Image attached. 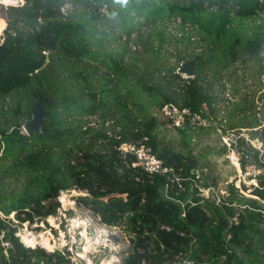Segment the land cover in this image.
Wrapping results in <instances>:
<instances>
[{"label": "trees", "instance_id": "obj_1", "mask_svg": "<svg viewBox=\"0 0 264 264\" xmlns=\"http://www.w3.org/2000/svg\"><path fill=\"white\" fill-rule=\"evenodd\" d=\"M2 9L0 187L14 183L15 188L0 189V264H71L67 251L38 248L28 255L31 249L16 233L18 225L56 216L58 198L75 187L86 193L77 198L81 207L106 225L125 226L132 248L123 264H168L182 252L196 264L223 256V264H264L259 250L264 233L257 227L261 214L244 209L234 223L236 209L201 199L191 181L199 161L190 156L196 130L216 134L219 129L226 136L262 125L247 114L263 83L251 89L249 101L248 92L238 100V91L222 80L238 74L243 53L257 61L258 77L264 75V0H24ZM171 20L181 22L176 32ZM110 23L128 39L117 38L120 47L110 40ZM130 40L143 50L126 59L121 48ZM194 53L189 60L196 64L195 76L180 85L176 69ZM171 54L179 64L167 70L158 62L160 74L147 82L146 61ZM19 92L27 104L16 98L8 106L7 99ZM259 96L264 98V89ZM35 100L48 102L47 119L41 135L28 136L22 126L31 120ZM169 104L193 113L206 104L212 125L186 124L177 130L180 148L171 146L163 123L150 111ZM238 113L244 117L237 122ZM95 116L99 122L92 125ZM234 142L241 148V138ZM124 144L145 145L183 180L133 167L135 156L119 150ZM246 155L243 171L249 159L263 171L251 176L257 185L250 194L258 199L244 197L231 183L230 200L258 209L264 201V155L252 147Z\"/></svg>", "mask_w": 264, "mask_h": 264}, {"label": "rangeland", "instance_id": "obj_2", "mask_svg": "<svg viewBox=\"0 0 264 264\" xmlns=\"http://www.w3.org/2000/svg\"><path fill=\"white\" fill-rule=\"evenodd\" d=\"M0 17L4 18V12L1 5ZM108 26L109 27L107 28V32L109 35H111L110 40L115 41L114 45L120 47L121 41H119L118 39L122 35L125 36L123 31L117 24L115 25L113 23H110ZM169 27L173 32H176L178 28V26H174L172 23H169ZM244 29L246 30L245 27ZM146 31V28H143L142 32ZM135 35L137 34L131 35V38L134 39ZM126 38V36L124 38L122 37V41L127 42L128 39ZM121 49L126 52V59H128L130 56H134V52L136 50L142 49V47L135 44L133 40H130L126 44V47H123ZM242 55L243 56L238 64V74H233L234 77L232 75L230 79L229 77L225 76L222 82L224 81L226 88H230L235 92L238 91L237 94L235 93L238 100H240L242 94L248 92L249 101H252L253 92L251 91V89H253V91L255 89L257 90L260 84L263 83L261 87L262 89L254 99L253 108L251 109L250 113L247 114L250 115L251 118H254V116L258 118L260 122H262V125L258 128L253 129L241 128L240 131H236L235 133L230 131L226 136H222V130L219 129L216 130V134L213 132L210 134H206L204 133V131L202 132L196 130L191 141L192 143L190 156H192L194 160L197 159L199 161V169L197 171L204 179L205 183L210 185L214 184L215 186H217V188L220 189L222 197L231 198V190L228 186L233 183L244 197L258 199L256 196H252L250 194L252 186L257 185V180L251 177V175H247V172H252L253 165L250 164L251 159L248 160V166L246 170L243 171L240 168H235L234 166H232L227 158L228 148L230 147V145H232V140H236L237 138H241L242 142L239 144V146L242 150H250V148L252 147L259 151L261 155H264V98H261L259 96L264 89V75L258 77V75L256 74L257 70H255L254 68L255 66H257V61H255L254 58L249 59L248 57L251 56L250 54L243 53ZM184 56V52L181 53V57ZM194 56L195 53L192 56H189L186 59V62L189 59H192ZM161 59L162 60L160 61L149 59L146 61L150 66L149 70L151 72V76H145V79L149 80L147 82H152V78H157V76L160 74V72L157 70L159 64L158 62H162L167 70H169L170 68H175L177 64H179V59L172 54L170 55V57H162ZM188 62L191 61L189 60ZM179 66L180 65H178V67ZM262 66L264 67V63H262ZM178 69L179 68L176 69V73L178 72ZM181 84L182 82L180 81V85ZM71 86L72 85H70V87ZM18 94V96L17 94H15L12 98L10 97L7 99L6 103L8 106H14L13 103L15 102L16 98L22 99L23 103L25 105L27 104L26 94H24L23 92H19ZM2 104L3 103L0 101V106ZM150 111L154 116L158 114V108L154 105L150 107ZM219 116L220 118L228 119V117L225 115L220 114ZM243 117V114L238 113L233 120L238 122L243 120ZM90 119L93 123H91L92 125H95L99 122L98 116L91 117ZM249 121L251 120H248L246 122L248 123ZM163 129L164 130L161 131L163 134H165V142L170 143L172 141L173 143H171V146L180 148L178 147V143L176 142V139L179 138L178 133L176 131H168L164 127ZM22 133L27 135V132L24 129V125L22 126ZM223 145L227 146L226 151L223 150ZM243 185L247 188L246 191H243ZM14 186L15 184L11 183V185H9L8 187H4L5 190L3 187H0V189H3L5 192H10L13 188H15ZM73 190L74 188L66 192L68 198L67 201L70 202L72 200L73 203L69 204L67 201L66 203L64 200H62L66 193L62 194L58 198V201L61 203V210L58 209L56 216H49L46 219V223L39 222L30 224L26 222L21 226L18 225L16 236L20 238L21 242L24 243L26 247H29L31 249V252L28 255L31 256L38 248L44 249V247L40 243L36 245V248L31 247L25 240L24 236L28 235L29 233L35 235L40 233H47L53 236L51 237V242L55 246L53 251L44 249L47 252H66V250H70L72 248L73 253L70 257H74L76 254H79L81 257L85 258L81 260L79 264H104L105 261L110 260L113 257H115L113 264H123L124 258L132 248V243L130 242L129 237L126 235L125 230L121 228L119 229L117 226H109L106 224V226L104 227V223L100 220V218L95 217L96 215H94L92 212L79 206L77 198L79 196H85L86 193L78 191L76 192V195L73 196ZM0 217L4 218V216L1 214ZM9 218L13 222H15L13 215H10ZM104 240L107 242V247L105 248L103 247ZM6 244L10 245L8 241L4 242V245ZM71 264H73L72 260Z\"/></svg>", "mask_w": 264, "mask_h": 264}, {"label": "built area", "instance_id": "obj_3", "mask_svg": "<svg viewBox=\"0 0 264 264\" xmlns=\"http://www.w3.org/2000/svg\"><path fill=\"white\" fill-rule=\"evenodd\" d=\"M23 4H24V0H11L7 3H4L3 0H0V5L1 7L4 8H7L8 6H17ZM212 9H216V8L213 7ZM260 14L264 15L262 13ZM171 23L174 26H178L181 22L180 20H171L170 24ZM187 29L188 28L186 27V30ZM2 35L0 36V42ZM182 65L183 64H181V66ZM188 79H189L188 76L185 75L182 76L183 81L181 85L187 83ZM157 113L158 114H156V117L163 123V127L168 131L177 132L179 128L184 127L186 124L194 125L199 128L200 127L206 128L212 125L210 122V118L206 117L209 114V109L206 104L202 105V109L199 113H193L187 108H180L173 104L164 105ZM235 142L234 145H230V147L228 148L227 158L232 166L241 169V161L244 157L247 158L246 155L247 150H242L241 148H237ZM119 150L122 153L127 152L133 154L136 159L135 162L133 163V167L141 168L144 172L148 173L150 176H154L155 174H165V175H171V179L177 182L183 180L174 173L173 168L167 167L163 160L159 159L156 155L152 153V151L148 147H146L143 144L141 145L124 144L120 146ZM260 173H263V171L252 166V172H247V175L255 176ZM191 181L193 183V187L197 190L198 195L200 196L201 199L210 200L219 207L228 206L236 209L237 212L230 219L234 223H239V219L241 217L240 214L243 212L244 209H249L260 213L263 220L257 224V227L261 230V232L264 233V201H261L262 206L258 209L252 208L247 204H238L237 202H233L230 200V198L222 197L220 189H218L217 186H215L214 184L212 185L206 184L204 179L200 176L198 172H196V174L191 179ZM181 206L183 207V204ZM103 226L105 227L106 225L103 224ZM117 227L119 229L120 228L123 230L125 229L123 223L117 225ZM106 243L107 242L104 240V245H103L104 248L107 247ZM4 246L10 249L12 248L11 244L10 245L6 244ZM259 250H260V255L263 257V261H264V241L263 243H261V247ZM66 251L69 253V258H71L73 264H79L81 260L85 259L84 257H81L79 254H76L74 257H70L71 254L73 253L72 248ZM223 260H225L224 256L219 259L214 258L211 261L204 260L200 262V264H215V263L223 264ZM142 264H145V262H143ZM168 264H196V261L190 258V253L182 252L178 256H176L174 262Z\"/></svg>", "mask_w": 264, "mask_h": 264}, {"label": "water", "instance_id": "obj_4", "mask_svg": "<svg viewBox=\"0 0 264 264\" xmlns=\"http://www.w3.org/2000/svg\"><path fill=\"white\" fill-rule=\"evenodd\" d=\"M195 63L187 62L178 69V74L186 75L190 78L195 76ZM48 102L44 100H35L33 102V108L31 111L32 118L24 125V129L27 135L38 134L41 135L43 130V122L47 119L46 109L48 108ZM76 192L79 191L77 187L74 188Z\"/></svg>", "mask_w": 264, "mask_h": 264}, {"label": "bare ground", "instance_id": "obj_5", "mask_svg": "<svg viewBox=\"0 0 264 264\" xmlns=\"http://www.w3.org/2000/svg\"><path fill=\"white\" fill-rule=\"evenodd\" d=\"M9 1H11V0H3V2L4 3H7V2H9ZM3 34V30L0 28V36ZM65 194V193H64ZM72 194H73V196L74 195H76V191H72ZM79 194V193H78ZM67 193L64 195V197L62 198V200H64L65 202L67 201ZM70 200V199H69ZM68 202V201H67ZM66 202V203H67ZM69 204L71 203H73V201L71 200L70 202H68ZM80 217V216H79ZM53 222V221H52ZM101 223V222H100ZM85 226V225H84ZM26 234V233H25ZM106 234V233H105ZM84 235V234H83ZM51 237H53L51 234H37V235H35V234H32V233H29L28 235H25L24 236V238H25V240L27 241V243L31 246V247H33V248H36V245L38 244V243H40L43 247H44V249H47V250H49V251H53L54 250V248H55V246L53 245V243L51 242ZM81 239V238H80ZM55 241V240H54ZM60 241V240H59ZM63 242V241H62ZM85 243H86V241H85ZM27 244V245H28ZM61 244V243H60ZM64 244V243H63ZM62 246V245H61ZM84 248V247H83ZM83 251V250H82ZM114 260H115V257H113V258H111L110 260H107V261H105V263L104 264H113V262H114Z\"/></svg>", "mask_w": 264, "mask_h": 264}, {"label": "clouds", "instance_id": "obj_6", "mask_svg": "<svg viewBox=\"0 0 264 264\" xmlns=\"http://www.w3.org/2000/svg\"><path fill=\"white\" fill-rule=\"evenodd\" d=\"M125 2H126V0H125ZM184 64H185V63H184ZM180 67H181V66H180ZM180 67H179V68H180ZM177 74H178V73H177ZM179 75H181V76H182V74H179ZM185 76H186V75H185ZM181 78H182V77H181ZM189 78H190V77H189Z\"/></svg>", "mask_w": 264, "mask_h": 264}]
</instances>
